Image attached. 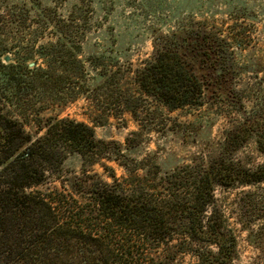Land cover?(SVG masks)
Listing matches in <instances>:
<instances>
[{"label":"trees","instance_id":"obj_1","mask_svg":"<svg viewBox=\"0 0 264 264\" xmlns=\"http://www.w3.org/2000/svg\"><path fill=\"white\" fill-rule=\"evenodd\" d=\"M55 7L0 0V264H232L236 237L213 191L257 185L264 194V94L244 111L229 43L194 21L153 30L150 56L126 69L129 87L119 55L84 44L88 7L66 16ZM102 89L138 124L123 144L84 121L41 116ZM205 105L237 114L218 143L185 163L136 159L143 132L185 143L207 133L209 124L169 117ZM249 141L260 163L239 155Z\"/></svg>","mask_w":264,"mask_h":264},{"label":"rangeland","instance_id":"obj_2","mask_svg":"<svg viewBox=\"0 0 264 264\" xmlns=\"http://www.w3.org/2000/svg\"><path fill=\"white\" fill-rule=\"evenodd\" d=\"M42 5L56 4V13L66 16L74 6L88 7L90 25L85 30L84 44L87 49L96 46L106 48L111 55H119L123 71L122 84L131 87L133 72L141 67L152 51L151 34L175 31L179 25L194 21L202 28L225 38L229 43L230 59L233 64V77L236 89L244 97V111L255 108V101L264 94V0H36ZM46 37L42 41L52 40ZM116 50V51H114ZM129 63V64H128ZM109 89L92 93L89 100L79 99L66 106H51L41 114L43 117L58 115L84 121L93 126L97 138L124 143L132 131H138V124L126 112L114 106L110 100ZM98 99V101L96 100ZM107 105L105 109L103 105ZM104 115L107 120L102 125ZM219 110L221 112H219ZM102 111V110H101ZM205 105L192 112L175 111L170 119L178 123L209 124L207 133H201L198 140L182 142L172 134L144 133L143 142L138 147L136 159L151 153L157 161L173 155L176 159L188 162L190 157L201 152L206 143L213 146L222 139L223 131L238 120L237 114ZM169 126L171 122H166ZM149 127H155L148 123ZM146 132V131H145ZM260 163L263 158L249 141L239 154ZM117 176L123 171L114 163H109ZM70 167L78 171V164L66 162L65 170ZM101 172L98 166H94ZM48 187H59L52 182ZM260 186L236 188L215 187L213 193L217 204L223 209L229 226L236 237V257L232 264H264V194ZM263 187V185H261ZM44 188V187H41ZM258 218V219H257ZM189 262L188 257L176 263Z\"/></svg>","mask_w":264,"mask_h":264},{"label":"water","instance_id":"obj_3","mask_svg":"<svg viewBox=\"0 0 264 264\" xmlns=\"http://www.w3.org/2000/svg\"><path fill=\"white\" fill-rule=\"evenodd\" d=\"M5 60H8V58L6 57ZM30 65H33L32 63Z\"/></svg>","mask_w":264,"mask_h":264}]
</instances>
